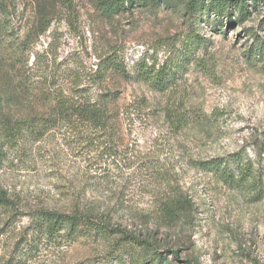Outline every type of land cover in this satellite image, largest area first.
<instances>
[{"label":"rangeland","instance_id":"1","mask_svg":"<svg viewBox=\"0 0 264 264\" xmlns=\"http://www.w3.org/2000/svg\"><path fill=\"white\" fill-rule=\"evenodd\" d=\"M249 11L241 23L225 22L223 32L204 26L199 35L205 45L197 49L193 41H180L187 28L182 2L104 17L94 0H0L2 145L3 112L18 117L48 110L42 99L54 89L49 80L55 75L54 87L68 86L71 66L94 68L98 57L115 49L127 70L142 57L156 66L167 60L172 70V85L164 91L116 74L109 78L121 91L120 103L143 100L147 106L142 120L120 130L125 159L99 184L84 178L93 172L84 158L96 153L70 151L63 129L50 130L21 152L7 151L0 166V257L23 238L30 212L70 211L81 200L115 203L117 223L158 230L157 241L151 250L126 244L107 256L100 245L42 247L33 264H264V72L261 62L246 56L251 40L245 33L251 27L264 38V0ZM165 108L184 111L187 124L176 128ZM211 158L248 162L262 179L224 184L214 172L195 167ZM257 186L263 189L259 199ZM172 192L191 205L165 224L159 203ZM4 194L8 206L1 203Z\"/></svg>","mask_w":264,"mask_h":264},{"label":"trees","instance_id":"2","mask_svg":"<svg viewBox=\"0 0 264 264\" xmlns=\"http://www.w3.org/2000/svg\"><path fill=\"white\" fill-rule=\"evenodd\" d=\"M262 0H94L96 11L104 17L128 11L133 8L154 9L161 5L170 7L183 3V17L186 31L181 42L193 41L197 49L205 45V38L199 35V30L207 26L210 30L223 32L225 22L230 25L247 19L249 7ZM246 36L251 43L246 49V56L261 62L264 72V38L252 30L245 28ZM180 35L171 38V45L178 41ZM163 64L156 66L155 60L142 57L134 64L132 70H127L123 57L115 49L104 57H98L94 68L80 71L71 66L68 86L54 87L56 76L49 80L44 103L48 101L49 109L45 112H35L15 117L3 112V145L0 143V166L6 160L8 150L25 149L26 144L40 141L52 129H63V140L72 152L95 156L86 157V165L93 168L82 178L99 180L107 179L119 168V162L125 159L123 151L118 146L123 143L120 130L125 124L142 120L146 113L145 101L120 103L121 91L109 85V78L116 74L126 82H139L154 91H164L172 85V70ZM49 89V88H48ZM182 105V104H180ZM164 116L176 128L188 122L183 111L164 109ZM3 146V147H2ZM31 146V145H30ZM119 157V160L117 158ZM197 163V164H196ZM199 169L214 172L224 184L237 183L254 185L262 177L253 175L252 165L236 161L235 165L221 158L200 160L194 163ZM91 172V173H89ZM98 175V176H97ZM97 178V179H96ZM100 178V179H99ZM261 178V179H260ZM99 179V180H98ZM86 180V179H85ZM258 180V181H256ZM252 182V183H250ZM258 199L263 196V189L256 188ZM3 205L10 203L7 194L3 195ZM190 202L181 192H172L159 203V214L165 224H172L178 215L190 207ZM113 203L109 207L101 206L97 201L82 204L75 200L70 211H58L48 208H38L29 213V220L20 238L11 246L6 256L0 257V264H33L41 248H60L75 243L100 245L101 255H113L123 249L126 244L150 249L157 241L158 230L143 232L132 230L117 223L114 218L119 208ZM74 264H84L76 262Z\"/></svg>","mask_w":264,"mask_h":264}]
</instances>
